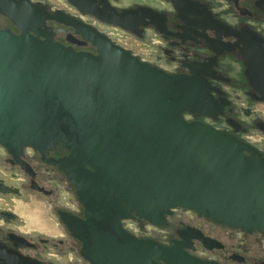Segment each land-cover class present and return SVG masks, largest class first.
Masks as SVG:
<instances>
[{"label":"water","instance_id":"95a60500","mask_svg":"<svg viewBox=\"0 0 264 264\" xmlns=\"http://www.w3.org/2000/svg\"><path fill=\"white\" fill-rule=\"evenodd\" d=\"M70 2L133 32L154 24L147 8L119 13L102 1ZM0 14L21 31L0 29V143L16 158L27 147L46 154L55 141L65 145L70 156L56 163L75 185L85 218H61L81 242L85 261L213 264L191 255L184 241L167 248L133 236L122 227L132 213L162 224L163 210L185 208L264 233V157L227 133L183 117L186 111L215 115L203 76L169 75L92 26L62 11L52 15L30 0H0ZM48 19L73 27L98 55L53 42L41 32ZM260 61L246 74L264 101Z\"/></svg>","mask_w":264,"mask_h":264},{"label":"flooded vegetation","instance_id":"af4514ba","mask_svg":"<svg viewBox=\"0 0 264 264\" xmlns=\"http://www.w3.org/2000/svg\"><path fill=\"white\" fill-rule=\"evenodd\" d=\"M97 1L98 5L100 1L109 3L119 13L150 9L154 24H143L133 32L83 13L70 0H64L67 6L61 8L50 0H30L52 15L62 11L92 26L140 61L169 75L192 76L194 72L203 76L215 100V115L186 111L184 119L227 133L264 157V112L258 107L264 101L246 74L249 65L260 60L264 63V0H177L176 4L172 0ZM100 9L105 8L100 5ZM103 27L134 40L137 50L103 31ZM0 29L21 34L1 14ZM41 32L77 52L98 55L97 48L73 27L56 20L48 19ZM69 156L58 141L46 154L27 147L19 158L0 143V264H76L71 254L90 264L80 255L81 242L68 232L61 218L62 213L85 218L75 185L56 163ZM85 169L94 172L89 165ZM33 196L44 202L50 231L32 227L12 206L15 198L27 204ZM162 212V224L149 223L132 213L133 218L122 220V227L139 239H151L167 248L184 241L186 251L203 262L264 264L263 232L222 225L185 208Z\"/></svg>","mask_w":264,"mask_h":264},{"label":"rangeland","instance_id":"374dc122","mask_svg":"<svg viewBox=\"0 0 264 264\" xmlns=\"http://www.w3.org/2000/svg\"><path fill=\"white\" fill-rule=\"evenodd\" d=\"M52 2V4L56 7H64V6H67L66 3L64 2V0H50ZM103 31H105L106 33L112 35L113 37H115L117 40H120L122 43H125L128 47H131V48H135L137 50V48L135 47V41L134 40H131V39H126V38H123L121 37V35L118 33L117 30L115 29H112V28H108V27H103L102 28ZM141 46V45H140ZM140 46L138 48H140ZM260 110H262L264 112V105H261V106H258ZM64 197H67L66 194H64ZM42 201L41 200H38L37 198H35L34 196L32 197V201L31 202H28L27 204H25V202H23L22 200H19L17 198H15V202L12 203V206H15V209L17 211V207L19 205H21L23 208H31V207H34L36 205H40L43 207L44 211H45V207H44V202L43 204H41ZM70 258L73 259V262H75L76 264H84L82 263V260L80 259V257L78 255H70L69 256Z\"/></svg>","mask_w":264,"mask_h":264},{"label":"bare ground","instance_id":"6f19581e","mask_svg":"<svg viewBox=\"0 0 264 264\" xmlns=\"http://www.w3.org/2000/svg\"><path fill=\"white\" fill-rule=\"evenodd\" d=\"M17 212L25 216L32 227L50 231V228H48L47 226L48 219L46 218L45 211L42 206L36 205L34 207L25 209L21 205H19L17 207Z\"/></svg>","mask_w":264,"mask_h":264}]
</instances>
